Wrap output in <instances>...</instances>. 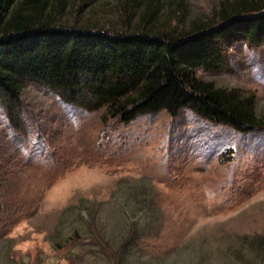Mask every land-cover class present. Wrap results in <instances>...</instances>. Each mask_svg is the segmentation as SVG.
Listing matches in <instances>:
<instances>
[{
	"label": "rangeland",
	"instance_id": "obj_1",
	"mask_svg": "<svg viewBox=\"0 0 264 264\" xmlns=\"http://www.w3.org/2000/svg\"><path fill=\"white\" fill-rule=\"evenodd\" d=\"M45 1L55 25L171 33L236 0ZM224 55L195 76L251 97L261 127L188 108L124 124L37 81L0 99V264H264V41Z\"/></svg>",
	"mask_w": 264,
	"mask_h": 264
},
{
	"label": "trees",
	"instance_id": "obj_2",
	"mask_svg": "<svg viewBox=\"0 0 264 264\" xmlns=\"http://www.w3.org/2000/svg\"><path fill=\"white\" fill-rule=\"evenodd\" d=\"M45 3L0 0V99L17 101L24 83L37 81L124 124L188 108L240 132L262 126L251 97L215 88L195 69L222 66L224 46L235 41L263 42L264 0L221 1L216 26L200 22L171 33L55 25Z\"/></svg>",
	"mask_w": 264,
	"mask_h": 264
},
{
	"label": "snow or ice",
	"instance_id": "obj_3",
	"mask_svg": "<svg viewBox=\"0 0 264 264\" xmlns=\"http://www.w3.org/2000/svg\"><path fill=\"white\" fill-rule=\"evenodd\" d=\"M69 115H70V113H69Z\"/></svg>",
	"mask_w": 264,
	"mask_h": 264
}]
</instances>
